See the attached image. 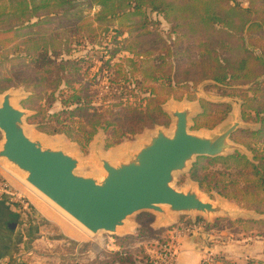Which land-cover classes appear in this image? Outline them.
Segmentation results:
<instances>
[{
	"label": "trees",
	"instance_id": "16d2710c",
	"mask_svg": "<svg viewBox=\"0 0 264 264\" xmlns=\"http://www.w3.org/2000/svg\"><path fill=\"white\" fill-rule=\"evenodd\" d=\"M234 1L92 0L101 7L97 20L120 21L117 35L128 34L120 51L129 55L117 58L120 51L72 56L85 27L92 31L72 0H0V93L24 86L29 95L23 106L35 110L30 121L37 129L63 134L86 151L99 132L106 135V147H113L145 129L169 126L163 105L170 98L181 100L190 84L213 79L224 97L238 98L242 120L258 124L232 137L252 160L239 151L199 157L190 178L211 197L264 211V147L255 145L264 146V0H249L247 7ZM149 12L169 24L167 34ZM236 84L250 87L231 90ZM200 108L194 130L215 128L233 105L201 99ZM29 208L26 223L35 214ZM214 259L213 264H235L224 256Z\"/></svg>",
	"mask_w": 264,
	"mask_h": 264
},
{
	"label": "water",
	"instance_id": "95a60500",
	"mask_svg": "<svg viewBox=\"0 0 264 264\" xmlns=\"http://www.w3.org/2000/svg\"><path fill=\"white\" fill-rule=\"evenodd\" d=\"M15 99L11 89L0 97V159L8 164L10 172L74 219L90 236L106 232L121 237L130 229V219L141 212L159 216L160 223L179 214L231 216L232 211L224 203L205 198L197 182L191 180L188 188L179 189L174 181L176 174L189 169L199 157L215 158L239 151L252 160L251 152L232 140L235 131L242 128L239 100L216 101L237 106L231 123L216 132L194 130L193 118L201 110L191 103L172 105L168 100L163 108L171 118V132L161 125L149 128L155 130L149 139L116 161L98 153L97 163L103 173L96 176L77 172L78 154L31 136L26 121L31 111L17 105Z\"/></svg>",
	"mask_w": 264,
	"mask_h": 264
},
{
	"label": "rangeland",
	"instance_id": "374dc122",
	"mask_svg": "<svg viewBox=\"0 0 264 264\" xmlns=\"http://www.w3.org/2000/svg\"><path fill=\"white\" fill-rule=\"evenodd\" d=\"M72 2L77 5L76 10H79L80 14L83 15L86 24H89V22L92 24L90 26L92 31L90 32L87 31V26L85 27L86 31L82 43L77 47L73 45L71 50L73 57L97 54L109 57L112 52H118L120 49H123L122 47L125 45L123 40L128 37V34L117 35L118 29L121 27L120 21L97 20L96 16L101 11V7L92 2V0H72ZM234 2L240 3L243 7L249 5V0H235ZM149 16L152 19L161 21L159 28L162 29L164 34L169 32L170 26L162 16L153 12H149ZM63 28L65 27L63 26ZM72 32L74 33V31ZM246 44L248 45V41H246ZM250 49L258 55L261 53L260 49L253 47H250ZM123 55L128 56L129 54L120 51L116 56L119 58ZM263 79L261 78L260 80ZM215 85L219 86V83H215L213 79H204L197 85L190 84L188 90L183 92L181 100L170 98L169 102L172 105L191 103L199 111L201 110L199 107L201 99H206L213 103H218L216 101L222 98L227 99V101L228 99L238 100L235 95L224 97ZM232 87L231 90L238 88L246 89L250 87V84H236ZM10 89L16 93L14 102L25 108L23 106V100L28 97L29 92L25 91V87L22 85L17 87L12 86L8 90ZM2 93H0V97ZM191 96L194 98L193 101H190L193 99ZM228 103L233 105V110L228 118L222 123H219L215 128L210 130L206 129V132L221 131L231 123L237 106L234 102ZM58 105L56 106L57 108ZM28 110L31 111V115L26 119L29 124L28 133L31 136H40L52 145H61L68 151L78 154L80 166L77 172L85 175H102L103 171L97 163L98 153L116 161L124 157L126 151H136L140 147L141 142L147 141L150 135L155 132L153 129H145L141 134L125 139L122 143L113 147H106V135L103 132H99L88 145L87 150L82 151L76 142H72L64 135H50L40 132L37 129V125L30 121V118L36 114L35 110ZM217 111L218 109L213 108L212 112L214 116L217 115ZM242 121V128L246 131H252L258 127V124L254 120ZM171 129L172 125L166 127L168 132H171ZM244 138L249 140L252 137L245 134ZM2 141L3 134L0 131V147ZM255 145L261 148L264 147L262 145L260 146V142L255 143ZM193 163H190L189 169L176 174L174 186L179 189H185L193 183L190 178V170ZM5 167H8V164L0 159V184L6 185L8 191L15 194L14 198L20 195L22 198L19 199L17 197V201L22 200L25 203H22L25 208L21 203L18 204L22 205L25 211H31L27 198L18 190H15L11 185V181L19 186L20 184L12 178L10 179L3 169ZM12 174L14 175V173ZM24 184L27 186L26 183ZM29 188L33 190L30 186ZM34 192L37 193L36 191ZM201 192L207 199L224 203L232 211L231 216L207 218L197 213L179 214L171 216L164 223H160L158 220L159 216L151 212H141L130 219L131 226L130 229L125 231V235L118 237L106 232H100L90 236V233L82 229L89 235L86 236L84 242L72 241L63 236L60 229L55 226L50 224L42 225L36 221L30 228L31 234L33 237L40 236L39 238L41 239L33 246L35 248L33 254L23 256L22 264H175L180 239L193 234L198 236L200 242L198 249L201 255L200 264H213L214 258L219 256H224L227 260L235 264H264V224L257 222L241 224L237 222L238 220H264V211L242 206L235 201L225 199L217 194L211 197L204 191L201 190ZM138 221H142L141 224ZM62 223L69 233L73 235L78 234V231L70 224ZM244 225L248 228H244ZM170 253H173L174 256L171 257Z\"/></svg>",
	"mask_w": 264,
	"mask_h": 264
},
{
	"label": "crops",
	"instance_id": "0c3cea01",
	"mask_svg": "<svg viewBox=\"0 0 264 264\" xmlns=\"http://www.w3.org/2000/svg\"><path fill=\"white\" fill-rule=\"evenodd\" d=\"M3 169L10 179L12 178L20 184L19 186L11 181V185L15 190H18L27 198L35 214H32L33 220L26 223L27 216L24 208H20L15 202L0 196V264H7L10 260L14 261V264H22L24 255L30 256L33 254L35 250L33 246L41 239L40 236L33 237L30 230L37 219L46 222V225L50 224L60 229L63 236L72 241H85L87 233L75 225L73 221H70L64 213L48 202L42 195L38 193L41 198L27 187L7 167ZM62 222L70 224L78 231V234L69 233ZM199 244L198 236L195 234L181 238L178 243V256L175 264H200Z\"/></svg>",
	"mask_w": 264,
	"mask_h": 264
},
{
	"label": "built area",
	"instance_id": "2783aa9c",
	"mask_svg": "<svg viewBox=\"0 0 264 264\" xmlns=\"http://www.w3.org/2000/svg\"><path fill=\"white\" fill-rule=\"evenodd\" d=\"M0 196L2 197V198H6V199H8V200H10V201H13V202H15V203H23V204H25L22 200L20 201H17L18 199H17V197L19 198V199H21L22 197L20 196V195H18L16 198H14V196H15V194L14 193H11L10 191H8V189H7V186L6 185H3V184H0ZM22 204V205H23ZM24 206V205H23ZM24 208H25V206H24ZM189 230V229H188ZM190 231V230H189ZM192 232H194V231H192ZM170 255H171V257H173L174 256V254L173 253H170Z\"/></svg>",
	"mask_w": 264,
	"mask_h": 264
},
{
	"label": "bare ground",
	"instance_id": "6f19581e",
	"mask_svg": "<svg viewBox=\"0 0 264 264\" xmlns=\"http://www.w3.org/2000/svg\"><path fill=\"white\" fill-rule=\"evenodd\" d=\"M14 175H16V174H14ZM17 176V175H16ZM18 177V176H17ZM18 178H20V177H18ZM21 180V179H20ZM25 183V182H24ZM30 186V185H29ZM31 187V186H30ZM32 188V187H31ZM33 189V188H32ZM34 191H36L35 189H33ZM37 192V191H36ZM37 193H39V192H37ZM40 194V193H39ZM41 195V194H40ZM43 196V195H42ZM44 197V196H43ZM45 198V197H44ZM46 199V198H45ZM47 200V199H46ZM48 201V200H47ZM48 202H50V201H48ZM51 203V202H50ZM52 204V203H51ZM53 205V204H52ZM57 208V207H56ZM58 209V208H57ZM60 210V209H59ZM61 211V210H60ZM62 212V211H61ZM62 213H64V212H62ZM71 221H73L77 226H79L81 229H83V230H85L80 224H78L77 222H75L74 221V219H72L71 217H69L66 213H64ZM89 233V232H88Z\"/></svg>",
	"mask_w": 264,
	"mask_h": 264
},
{
	"label": "flooded vegetation",
	"instance_id": "af4514ba",
	"mask_svg": "<svg viewBox=\"0 0 264 264\" xmlns=\"http://www.w3.org/2000/svg\"><path fill=\"white\" fill-rule=\"evenodd\" d=\"M234 134H235V133H234ZM234 134H233V135H234Z\"/></svg>",
	"mask_w": 264,
	"mask_h": 264
}]
</instances>
